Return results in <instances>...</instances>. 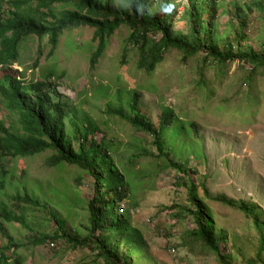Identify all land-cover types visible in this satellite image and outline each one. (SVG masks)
I'll return each instance as SVG.
<instances>
[{"label":"rangeland","instance_id":"obj_1","mask_svg":"<svg viewBox=\"0 0 264 264\" xmlns=\"http://www.w3.org/2000/svg\"><path fill=\"white\" fill-rule=\"evenodd\" d=\"M170 1L177 5L175 29L187 33L182 17L189 0ZM251 1L219 0L222 7L216 23L220 35L226 37L225 43L236 46L234 30L245 21L247 38L242 41L243 49L251 44L259 51L264 42V20L258 10L250 9ZM127 33L125 29L117 31L94 70L90 67V55L95 49L93 29L87 27L63 33L53 52L47 39H28L21 48L22 66L14 64L13 69H22L27 82L44 81L50 74L45 89L55 90L66 107L77 110L81 118L87 115L100 124L108 138L115 139V159L127 183L128 198L122 207L129 211L131 224L149 245L147 264H218L183 246V229L194 227L186 214L191 185H195L216 231L226 237L223 254L231 255L233 264H245L241 260L253 256L258 233L243 212L214 198L225 196L238 204H254L264 226V70L252 78L249 65L237 61L229 63L222 75L208 65L204 72L209 85L202 90L196 82L199 57L183 62L176 53L168 55L151 75L137 68L133 54L126 56V64L122 65ZM4 74L5 69L0 71V77ZM105 87L112 92L123 89L122 99L128 98L127 91L140 93L139 107L156 126L162 105L171 107L186 124L197 125L198 135L175 140L179 146L170 155L171 160L182 163L187 174L155 157L151 135L116 117L108 118L104 111L108 102H115L112 95L102 91ZM0 120L6 127H20L17 115L9 114L2 106L1 97ZM96 135L100 139L104 133ZM50 155L46 152L33 158L6 157L0 161L6 173L4 177L0 174V181L5 179V186L0 187V207L6 206L22 217L26 226L19 222L10 225L0 219V247L8 245L9 238L16 245L4 252L5 258L13 264L12 251L16 250V258L23 264H103L95 258L89 232L87 203L94 197V180L75 166L62 170L49 166ZM16 184L22 186L18 188L21 196L32 191L48 210L12 199L17 195L13 189ZM204 189L207 193H203ZM61 232L82 244L75 246L65 239H54L35 245L40 235L60 236ZM132 262L143 263L139 259Z\"/></svg>","mask_w":264,"mask_h":264},{"label":"trees","instance_id":"obj_2","mask_svg":"<svg viewBox=\"0 0 264 264\" xmlns=\"http://www.w3.org/2000/svg\"><path fill=\"white\" fill-rule=\"evenodd\" d=\"M157 1L0 2V66L5 69V74L0 77V97L2 106L8 113L17 115L20 126L17 129L15 124L6 127L0 120V161L6 157L33 158L50 152L47 159L49 166L58 170L75 166L91 177L94 180L95 193L87 203L90 241L94 244L95 258L102 260L103 264H136L132 260L137 259L142 264H147L150 250L139 230L131 224L129 211L122 207L128 198L127 183L125 174L115 159V139L108 138L106 131H101L100 124L96 125L87 115L81 118L77 110L66 107L65 101L55 90L45 89L52 77L50 74L46 75L44 81L27 82L23 78V71H14L12 67L14 64L22 66L21 48L28 39H47L53 52L63 33L87 27L93 29L92 42L95 44L90 55L92 70L105 54L117 31L123 29L128 33L122 47L121 64H126V56L133 54L137 68L148 75L154 74L166 57L174 53L181 56L183 62L194 56L201 58V66L196 71V82L202 90H206L209 85L204 72L208 65L216 67L218 74L222 75L229 63L237 61L238 64L249 65L248 71L252 78L260 70H264V42L259 51L251 44L243 49L242 41L247 38L244 31L245 21H241L240 26L234 30L238 44L235 46L225 43L226 37L220 35L216 23L222 7L219 0H189L182 17L186 22L187 33L175 29L177 5L170 0H163L162 4H157ZM236 7L240 10L239 5ZM249 7L251 10H258L264 20V0H252ZM102 91L112 95L115 102H108L104 111L108 118L116 117L131 128L151 135L152 145L157 152L155 157L163 159L168 167L187 174L182 163L174 162L170 155L179 146L175 140L198 135L194 122L186 124L182 118L176 116L171 107L162 105L159 125L156 126L141 111L140 93L137 91H127V99L121 98L124 95L123 89L112 92L109 87H105ZM97 133H104V136L98 139ZM0 174L3 177L6 175L2 168ZM4 181L2 178L0 187L5 186ZM21 187L18 184L13 186L17 195L12 199L48 210L32 191L21 196L18 189ZM203 193H207L205 189ZM188 199L190 206L186 214L192 218L194 227L183 229V246L197 256L215 259L218 264H233L231 255L222 252L226 237L216 231L195 185L189 187ZM214 200L243 212L251 219L252 226L258 233V242L253 256L241 261L245 264H264V226L259 220V214L255 213V205L246 202L238 204L225 196H217ZM52 217L56 219L54 215ZM0 219L10 225L19 222L26 227L23 218L8 211L6 206L0 207ZM181 219L184 221L185 217ZM0 228H3L2 225ZM54 239H65L75 246L82 244L66 232H61L60 236L40 235L34 242L37 245ZM87 240L85 238L83 241ZM15 246L13 239L9 238L8 245L0 247V264H8L4 252ZM12 254L15 256L13 264H23L20 258H16V250Z\"/></svg>","mask_w":264,"mask_h":264},{"label":"clouds","instance_id":"obj_3","mask_svg":"<svg viewBox=\"0 0 264 264\" xmlns=\"http://www.w3.org/2000/svg\"><path fill=\"white\" fill-rule=\"evenodd\" d=\"M17 65V64H16ZM18 66V65H17ZM20 67V66H19ZM12 69H13V67H12ZM0 70H3V67L2 66H0ZM14 70V69H13ZM15 71V70H14ZM20 71H22L21 69H20ZM19 72V71H18Z\"/></svg>","mask_w":264,"mask_h":264}]
</instances>
